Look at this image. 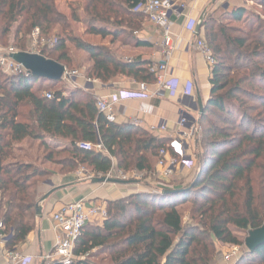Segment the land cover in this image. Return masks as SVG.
<instances>
[{
	"label": "trees",
	"instance_id": "16d2710c",
	"mask_svg": "<svg viewBox=\"0 0 264 264\" xmlns=\"http://www.w3.org/2000/svg\"><path fill=\"white\" fill-rule=\"evenodd\" d=\"M147 1L84 0L86 35L146 45L135 33L147 21L142 11ZM258 6L264 12V0ZM71 18L82 21L74 10ZM202 28L214 64L210 98L198 125L203 138L190 169L197 168L194 177L187 184L158 180L155 188L136 182L144 187L139 193L108 202L104 222L84 228L73 264H214L216 243L244 246L247 236L241 240L239 234L264 225V14L217 10ZM37 29L41 38L57 39L52 49L37 54L67 68L71 43L92 59L90 80L109 83L125 76L156 82L150 63L140 58L122 63L110 48L68 36L71 25L55 0H0V45L8 46L10 41H3L12 36L13 48L30 53L29 39ZM38 82L33 76H9L0 66V220L10 251L35 230L39 188L51 177L44 166L21 155L24 142H39V161L62 174L83 167L94 178L118 171L147 179L155 174L162 149L175 155L170 139L132 125H107L89 91L59 90L48 100L44 88L35 87ZM99 140L108 154L80 147ZM165 190L183 192L165 195ZM236 264H264V245L253 253L245 247Z\"/></svg>",
	"mask_w": 264,
	"mask_h": 264
},
{
	"label": "crops",
	"instance_id": "0c3cea01",
	"mask_svg": "<svg viewBox=\"0 0 264 264\" xmlns=\"http://www.w3.org/2000/svg\"><path fill=\"white\" fill-rule=\"evenodd\" d=\"M172 2L178 4L183 2V0H172ZM249 2L252 1L185 0V8L179 9L176 14H172V32L178 38V44L168 60L164 56L162 32L148 21L144 23L140 32L135 33V38L139 42L146 44L144 46L124 44L121 41L113 43L112 37L104 39L100 36L88 35V43L110 48L122 63L129 64L140 58L142 61L150 63L151 67H153L164 62L166 81L173 87L172 92H162L150 100L122 102L115 110V124L132 125L151 133L152 127L164 123L167 125L166 132L153 135L172 141L177 139V124L180 119L185 118L189 124L199 125L201 114L197 102L200 98L205 107L210 98L212 71L197 47L200 41L206 43L204 29L201 28L199 35L196 32L192 34L185 28V25L188 19L199 20L204 12L207 13V17L217 10L232 11L234 8H245V5ZM81 24L83 25V23ZM86 30L87 28H85V32ZM75 53H84L85 59L79 70H76L81 74V77L76 80L77 89L84 92L89 91L90 95L97 98H107L114 92L122 90H138L137 82L125 76L115 78L109 83L88 79L87 73L94 63L87 53L77 49ZM149 89L153 93L158 91V87L155 84L149 85ZM198 138H200V135L187 141L188 153L192 156H195V150L193 149L197 148ZM26 144L27 141L23 143L24 147L23 152H20L21 155L24 156V153H26L32 159L31 152L36 151V160L32 159V161L35 160L37 164L44 166L51 174L47 181L41 183L38 200L53 189H56V192L44 203L43 218H37L36 228L25 243L19 244L10 251L0 241V264H43V257L53 251L59 236V232L54 230L51 220L52 216L58 213L65 204L83 200L88 206L97 204L106 207L110 201L125 198L142 190V187L137 184L94 185L86 179L84 174H81V168L71 174H62L57 166L39 161L41 157L39 142L31 141ZM57 145L61 147L60 149L65 147L62 143ZM172 149L174 148L172 147ZM133 174L136 176L141 175L137 172ZM49 183L51 184L49 185ZM13 254L23 256L25 260L15 263L10 257Z\"/></svg>",
	"mask_w": 264,
	"mask_h": 264
},
{
	"label": "built area",
	"instance_id": "2783aa9c",
	"mask_svg": "<svg viewBox=\"0 0 264 264\" xmlns=\"http://www.w3.org/2000/svg\"><path fill=\"white\" fill-rule=\"evenodd\" d=\"M253 1V0H247ZM185 8V0L181 3H174L172 0H148L146 5L142 8L147 21L160 29L163 36L162 46L164 48V56L168 60L172 53L175 51L178 38L172 32L173 20L172 14L178 13L179 9ZM198 20L188 19L185 28L195 33V28ZM40 31L37 29L34 31V36H39ZM57 39L50 41L51 47L55 46ZM197 47L200 53L205 57L209 66H213L214 59L207 44L203 41L198 42ZM19 53L13 47H3L0 45V66L2 71L9 76L16 77H31L28 71L20 64L14 62L10 56L12 54ZM35 54V53H33ZM150 72L155 75V86L158 87L156 93L150 92L149 85L146 83H137V91H118L110 95V97H102L95 99V104L99 114L103 115L107 125H113L116 123V107L125 101L132 100H150L155 95H159L162 92H172L173 87L166 81L165 78V66L164 62L156 64L150 68ZM81 77L78 71H68L66 68L65 74L62 77L61 82L65 85L74 87L77 89L76 80ZM65 95V94H64ZM45 97L48 100L53 98L52 93H45ZM177 139L172 141L170 148H174V156L162 149L157 161V169L165 177H172L184 172H187L196 162V157L190 155L187 141L200 135L199 126L189 124L188 120L182 118L177 124ZM167 125L161 123L158 126L151 128V133L155 135L166 132ZM80 147L87 151H95L97 153L108 154L105 147L99 140L97 143H83ZM81 174L86 176V179L91 181L94 177L91 176L85 169H82ZM107 178H116L122 181H130V177L122 172L113 171L106 176ZM107 208L102 205L88 206L85 201H78L65 204L63 208L52 216V223L54 230L59 232L56 244L51 253L46 254L43 257V264H73L76 256L74 254L76 244L79 238L82 236L83 230L89 224L98 225L102 224L107 218ZM97 220V221H96ZM95 222V223H92ZM5 226L0 220V241L5 244L8 236L4 234ZM240 249L234 247L233 251L223 256L219 264H229L233 260L236 261L240 257ZM15 263H19L25 260V258L18 254L10 255Z\"/></svg>",
	"mask_w": 264,
	"mask_h": 264
},
{
	"label": "rangeland",
	"instance_id": "374dc122",
	"mask_svg": "<svg viewBox=\"0 0 264 264\" xmlns=\"http://www.w3.org/2000/svg\"><path fill=\"white\" fill-rule=\"evenodd\" d=\"M261 1H263V0H254L252 2H249V3H247L245 5V9L247 10V12L249 14H252L254 16H257V15L259 16L261 14H264L262 8H259V6H258L259 2H261ZM83 5H84V0H55V6L58 9V12H60V14H62L64 16H66L67 19H68V22L71 25V30L67 33V35L68 36H72L73 38L83 39V40L87 41V40H89V38H88V35H86V32H85V28H87V26L85 24L84 19H81L82 20L81 22H75L71 18V14H72L73 10L76 11V13L79 15L80 18H85V15L83 14V11H82ZM242 8H244V7H242ZM219 15L220 14L215 15V16H217L216 18H218ZM75 23H77V24H75ZM81 23H83V25ZM240 26H244V25L240 24ZM53 40H55V36H53V35H52V37H48V38L42 37L41 38L40 35L39 36H34V33H33L31 35L30 39H29L30 42H29V46H28V48H29L28 51L30 53L37 54L41 50H43L44 48L52 49L54 46L51 47L49 42L53 41ZM6 41H10L9 45L8 46H3L1 44L3 47H13V45H12V43H13L12 36H11V39H7V40L3 41V44ZM69 46L71 48L70 49V51H71L70 54H71V57H72V62H71V64L67 65V70L68 71L79 70L80 65L85 61L84 53L83 54L75 53V50H76L75 46L73 44H71V43L69 44ZM38 83L39 84H37L35 87L36 88L38 86L43 87L44 88V92H46V93H52L53 94V93H55V92H57L59 90H67V91L76 90V89H73L74 87L65 85L61 81L52 82V81L40 79ZM199 133H200V138H198V141L200 142L202 140V138H203L202 128L201 127H199ZM201 147L199 146V149H200L199 152H202ZM26 149H27V147H26ZM193 150H196V149H193ZM36 154H37L36 151L35 152H31L32 159L36 158V156H37ZM35 160H33V162L36 163ZM156 166L157 165H155V167ZM80 168L81 169H85L83 167H80ZM80 168H78V169H80ZM196 169L197 168H195L194 170L193 169L192 170H188L189 172L187 171V172H184V173H181V174H178V175H174L173 177H165V176H163L161 174V172L156 167L155 168V174H153V176L148 177L147 179H145V176L142 175V174L138 175V176L134 175L133 173H130V174L126 173V174L130 177L129 180H131V181L140 182L139 184L142 185V186H143V184H148V186H150V188H155V187H158V185H157L158 180L159 181L162 180L161 182H163V183H168L172 178H175V179H178V180H184V184H187L194 177ZM58 170H60V169L58 168ZM140 185H138V186H140ZM142 189H144V187H142ZM149 190H151V189H149ZM183 208H184V210L187 213V211L189 210V205L188 204L184 205ZM188 219L189 218H188V216L186 214V218H185L184 222L188 223ZM246 236H247V234H242V233L239 234V237H240L241 240H244V238ZM234 247H238L240 249V253H242L243 249L245 248V245L244 246H234V245L216 243L218 256H217L216 261H215L214 264H219L221 262L223 256L226 255L227 253L232 252ZM240 256H241V254H240ZM237 261L238 260H236V261L233 260L229 264H236Z\"/></svg>",
	"mask_w": 264,
	"mask_h": 264
},
{
	"label": "water",
	"instance_id": "95a60500",
	"mask_svg": "<svg viewBox=\"0 0 264 264\" xmlns=\"http://www.w3.org/2000/svg\"><path fill=\"white\" fill-rule=\"evenodd\" d=\"M206 12H204L201 17L199 18L195 32L197 35L200 34V30L203 27ZM10 58L22 65L30 75L35 77L36 79H44L52 82H58L62 80V77L65 74L66 67L62 64H59L55 61L46 59L45 57L41 56L40 54H33V53H16L12 54ZM198 109L200 114L202 115L204 112L205 107L203 106L202 100L198 99ZM94 185H102V184H112V185H133L137 184L136 181H122L116 178H107V177H99L93 178L90 181ZM51 183H49L50 185ZM56 192V189L51 190L45 196H43L38 202L36 203L35 207V215L38 219L43 218V205L44 203ZM183 192L182 190H165L163 194L165 195H173ZM244 245L246 249L253 253L257 248L264 245V225L256 230L250 231L245 238Z\"/></svg>",
	"mask_w": 264,
	"mask_h": 264
}]
</instances>
